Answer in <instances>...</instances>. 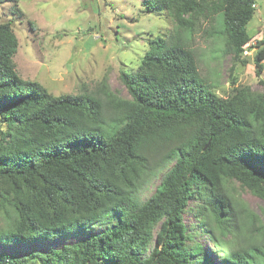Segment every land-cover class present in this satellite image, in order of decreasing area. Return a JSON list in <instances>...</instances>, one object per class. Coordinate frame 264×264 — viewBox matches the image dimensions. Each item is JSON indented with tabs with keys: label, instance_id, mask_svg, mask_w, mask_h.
I'll list each match as a JSON object with an SVG mask.
<instances>
[{
	"label": "trees",
	"instance_id": "trees-1",
	"mask_svg": "<svg viewBox=\"0 0 264 264\" xmlns=\"http://www.w3.org/2000/svg\"><path fill=\"white\" fill-rule=\"evenodd\" d=\"M143 1L149 12L168 10L175 33L152 40L139 65L121 71L126 97L104 83L98 94L54 95L24 78L14 62L13 22L0 23V247L20 248L0 251V264H253L264 257V224L227 186L236 180L264 199V92L241 85L217 95L188 45L197 25L210 21L209 33L224 36L238 58L252 39L247 24L257 0ZM255 64L261 76L264 47ZM161 172L142 200L144 185ZM186 213L197 222L188 224ZM115 218L74 242L22 252ZM257 223L256 235H242ZM199 233L212 242L210 253Z\"/></svg>",
	"mask_w": 264,
	"mask_h": 264
},
{
	"label": "rangeland",
	"instance_id": "rangeland-1",
	"mask_svg": "<svg viewBox=\"0 0 264 264\" xmlns=\"http://www.w3.org/2000/svg\"><path fill=\"white\" fill-rule=\"evenodd\" d=\"M15 3V0H0V23L13 22L19 40L14 56L17 72L38 81L54 95L82 91L98 94L103 91L104 83L121 96H128L119 78L121 71L137 67L152 40L169 38L175 33V21L168 10L149 12L143 0H18L21 15L15 13ZM263 5L264 0H257L256 13L247 24L252 39L238 58L226 50L224 36L209 33L210 21H201L194 34L188 35V45L196 55L201 77L221 97L229 96L241 85L264 92V71L257 76L255 64L258 50L264 47ZM162 174L144 185L142 200L155 191ZM227 186L236 201L245 205L241 207L255 212L264 224V199L236 180H230ZM185 220L190 225L197 222L189 213L185 214ZM116 221L117 218L109 219L104 227L89 230L75 229L68 238L55 237L48 242L32 243L22 252L60 247ZM4 222L0 217V225ZM258 225L248 230L243 227L242 235H256ZM196 239L210 253L212 242L208 236L199 233ZM240 242L246 243L244 239ZM14 249L20 248L0 247V251ZM30 264H39V261L32 258ZM253 264H264V257L255 258Z\"/></svg>",
	"mask_w": 264,
	"mask_h": 264
},
{
	"label": "water",
	"instance_id": "water-1",
	"mask_svg": "<svg viewBox=\"0 0 264 264\" xmlns=\"http://www.w3.org/2000/svg\"><path fill=\"white\" fill-rule=\"evenodd\" d=\"M263 8H264V5H263Z\"/></svg>",
	"mask_w": 264,
	"mask_h": 264
}]
</instances>
